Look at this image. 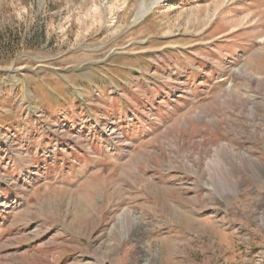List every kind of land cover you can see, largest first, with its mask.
I'll return each instance as SVG.
<instances>
[{"label": "rangeland", "instance_id": "obj_1", "mask_svg": "<svg viewBox=\"0 0 264 264\" xmlns=\"http://www.w3.org/2000/svg\"><path fill=\"white\" fill-rule=\"evenodd\" d=\"M0 264H264V0H0Z\"/></svg>", "mask_w": 264, "mask_h": 264}, {"label": "trees", "instance_id": "obj_2", "mask_svg": "<svg viewBox=\"0 0 264 264\" xmlns=\"http://www.w3.org/2000/svg\"><path fill=\"white\" fill-rule=\"evenodd\" d=\"M1 52H2V51L0 50V53H1ZM2 58H3V57H0V65L5 61V59L2 60Z\"/></svg>", "mask_w": 264, "mask_h": 264}]
</instances>
